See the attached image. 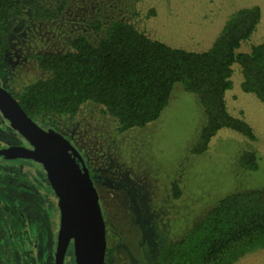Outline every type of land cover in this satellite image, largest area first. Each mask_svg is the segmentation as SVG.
Here are the masks:
<instances>
[{
    "label": "rangeland",
    "instance_id": "1",
    "mask_svg": "<svg viewBox=\"0 0 264 264\" xmlns=\"http://www.w3.org/2000/svg\"><path fill=\"white\" fill-rule=\"evenodd\" d=\"M38 1L50 10L59 3ZM254 6L261 8V21L239 49L249 52L264 43V0H71L52 19H36L25 7L6 27L10 50L0 64V86L21 92L31 82L50 78L51 71L39 67L37 56L70 52L68 39L78 36L97 45L117 21L172 48L204 52L231 15ZM96 21L99 30L91 26ZM233 69L226 104L232 115L251 125L256 141L222 129L205 153L193 154L206 115L198 96L181 83L175 84L160 117L141 128L120 132L119 120L103 115L93 102L83 104L73 117L36 119L42 128L65 135L86 162L106 223L105 264H156L159 248L181 240L221 198L264 189V104L241 90L240 66ZM13 144L27 142L0 114V148ZM245 150L257 154V171L239 166ZM175 182L178 197L172 191ZM50 185L37 161L0 157V264H54L59 206ZM65 264H76L73 247ZM234 264H264V249Z\"/></svg>",
    "mask_w": 264,
    "mask_h": 264
},
{
    "label": "trees",
    "instance_id": "2",
    "mask_svg": "<svg viewBox=\"0 0 264 264\" xmlns=\"http://www.w3.org/2000/svg\"><path fill=\"white\" fill-rule=\"evenodd\" d=\"M70 1L59 0L50 10L38 0H0V64L10 50L6 40L10 19L20 16L25 7L36 19H52ZM261 17L259 6L236 11L204 52L172 48L127 22H113L97 45L78 36L68 39L70 52L37 56L39 67L52 76L31 82L12 95L35 121L52 114L73 117L83 104L93 102L101 106L103 115L117 118L118 130L124 132L156 121L169 104L175 84L181 83L185 91L198 96L206 115L193 154L205 153L222 129L256 141L251 125L229 112L226 93L232 89L233 66L238 64L241 90L264 104V43L253 45L249 52L239 51L257 30ZM91 26L101 28L99 21ZM239 166L257 171V154L245 150ZM50 186L55 193L52 183ZM172 191L174 197L179 196L177 182ZM260 249H264V189L221 198L181 240L165 242L159 248L156 264H234Z\"/></svg>",
    "mask_w": 264,
    "mask_h": 264
},
{
    "label": "water",
    "instance_id": "3",
    "mask_svg": "<svg viewBox=\"0 0 264 264\" xmlns=\"http://www.w3.org/2000/svg\"><path fill=\"white\" fill-rule=\"evenodd\" d=\"M0 113L29 146L0 148L3 159H31L43 166L58 197L59 232L54 264H65L73 242L76 264H105L106 223L91 173L78 149L56 130L42 128L0 86Z\"/></svg>",
    "mask_w": 264,
    "mask_h": 264
},
{
    "label": "flooded vegetation",
    "instance_id": "4",
    "mask_svg": "<svg viewBox=\"0 0 264 264\" xmlns=\"http://www.w3.org/2000/svg\"><path fill=\"white\" fill-rule=\"evenodd\" d=\"M43 118H44V117H43ZM50 128H51V127H50ZM47 129H49V128H47ZM47 129H46V130H47ZM52 129H53V128H52ZM16 132H17V131H16ZM63 136L66 137L65 135H63ZM67 139H68V138H67ZM68 140H69V139H68ZM69 141H70V140H69ZM70 142H71V141H70ZM71 143H72V142H71ZM13 145H16V144H13ZM9 146H10V145H9ZM26 146H29L28 143H27ZM74 146H75V145H74ZM75 147H76V146H75ZM76 148H77V147H76ZM84 161H85V160H84ZM85 163H86V162H85ZM55 196H56V192H55ZM57 201H58V197H57ZM72 247H73V242L70 243L69 249L72 248ZM69 249H68V250H69Z\"/></svg>",
    "mask_w": 264,
    "mask_h": 264
}]
</instances>
